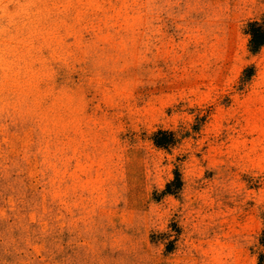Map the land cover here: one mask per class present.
Instances as JSON below:
<instances>
[{
  "label": "rangeland",
  "instance_id": "obj_1",
  "mask_svg": "<svg viewBox=\"0 0 264 264\" xmlns=\"http://www.w3.org/2000/svg\"><path fill=\"white\" fill-rule=\"evenodd\" d=\"M255 31L264 0H0V264H264Z\"/></svg>",
  "mask_w": 264,
  "mask_h": 264
},
{
  "label": "trees",
  "instance_id": "obj_2",
  "mask_svg": "<svg viewBox=\"0 0 264 264\" xmlns=\"http://www.w3.org/2000/svg\"><path fill=\"white\" fill-rule=\"evenodd\" d=\"M264 42V31H255L253 33L252 43L255 45L256 49ZM173 183V182H172ZM171 183V184H172ZM170 186V184H169ZM262 240L264 241V232L262 236Z\"/></svg>",
  "mask_w": 264,
  "mask_h": 264
}]
</instances>
